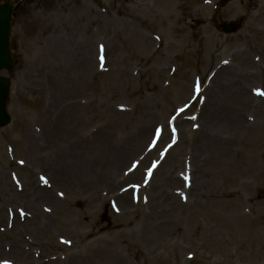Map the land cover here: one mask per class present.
<instances>
[{
    "label": "rangeland",
    "instance_id": "374dc122",
    "mask_svg": "<svg viewBox=\"0 0 264 264\" xmlns=\"http://www.w3.org/2000/svg\"><path fill=\"white\" fill-rule=\"evenodd\" d=\"M221 1L206 3L207 12L200 0H23L17 6L11 123L0 129V264H18L8 254L16 247L32 264H68L76 254L85 260L106 251L122 264H202L199 256L211 264L251 263V250L259 251L264 238V158L252 172L257 178L240 175L233 187L229 169L201 166L208 155L199 159L204 152L196 150L202 131L212 130L205 115L216 102L244 109L250 120L238 143H264L249 108L264 100V2L229 0L222 7ZM184 11L190 17L177 22ZM224 22H239L240 30L224 35L218 28ZM209 53L217 63L207 64ZM230 63L262 74L241 75L221 88L222 79L213 76ZM221 92L251 94L255 102H220ZM258 108L264 115V104ZM133 145L140 146L136 154ZM67 146L101 166L109 159V167L92 170L90 181L105 171L116 186L95 180L82 188L64 180L51 188L49 174L57 170L47 166ZM29 182L48 191V199L23 190ZM189 197L202 210L178 207ZM169 209L176 211L175 225L142 245L140 220L150 211L169 219ZM116 223L127 225L110 227ZM120 233L127 240L120 242Z\"/></svg>",
    "mask_w": 264,
    "mask_h": 264
},
{
    "label": "bare ground",
    "instance_id": "6f19581e",
    "mask_svg": "<svg viewBox=\"0 0 264 264\" xmlns=\"http://www.w3.org/2000/svg\"><path fill=\"white\" fill-rule=\"evenodd\" d=\"M177 1H182V0H177ZM188 1V0H186ZM201 3L206 6V3L210 2L211 0H200ZM264 2V0H263ZM250 6L252 5V2H249ZM188 9V7H185ZM205 12L208 11V6L204 7L203 9ZM263 14V13H262ZM191 13H188V11L183 12V17L179 18L177 22L184 21L185 19H188L190 17ZM182 25V24H181ZM182 28V27H180ZM206 32L209 33V30L206 29ZM212 39V35H208V38L204 40L202 49L208 48V42ZM202 40L199 37V41ZM218 46V45H215ZM199 48H201L199 46ZM236 53L234 52V56L236 57ZM215 54H217L215 52ZM214 53H209V60L207 61V64H210L212 61H214V64L218 62L219 58L215 56ZM243 60L244 58L247 60L245 54L243 55ZM213 58V59H212ZM235 61V60H234ZM234 64V63H233ZM233 64H229L225 68L217 69V71L214 74V78H221L223 81V84L221 85L223 87L231 84H235L239 80V76L242 78V76H250L252 78H257L260 77L262 72L259 70H253V72H246L244 71L241 67L244 65H238L236 64V68H233ZM232 72V73H230ZM245 73V74H243ZM234 74H238V76H235ZM242 75V76H241ZM220 87V86H219ZM229 88V87H228ZM223 95V96H222ZM213 99L214 95H212ZM228 97L229 100L233 102H237L238 104H241V101L243 99L248 100L249 104L254 103L255 101L253 100V96L251 94L247 93H224L221 92L219 95H217L216 100L217 101H222L223 98ZM250 98V99H249ZM220 101V102H221ZM219 102V103H220ZM256 105L250 106L249 104H246L250 110L254 113V116L256 119L260 121V123H256V125H260L261 128L264 129V115L262 111L258 108L259 105L264 104V100H256ZM217 107L214 108L212 112H210L207 116L205 115V121L207 122L208 125H211V131L209 132L208 129H205V131H202V137H199L200 143L199 149L196 150L198 158L199 159H204L205 155H208L207 159L208 160L206 163H201V166H205L206 164L212 163V165L216 164L218 168L224 169L228 168L229 169V174L232 173V175L229 178V183L233 184L237 179H239L241 176L240 175H251L253 178H257L259 175L258 174H253L252 172L255 171L256 166L258 165V159L264 158V143L262 144H257V141H254L253 139L251 141H248L247 139H243L238 143V139L240 137V133L249 131L250 128V120L248 117L243 114L244 109H240L234 112L232 108H227L222 106V104H218L216 102ZM242 116H239L241 115ZM257 120V121H258ZM213 123V124H212ZM223 129L227 130L228 134H223V133H215L217 130ZM221 136H224V138ZM263 139V138H262ZM237 148L235 149V158L231 159L232 156V151L233 148L236 146ZM181 145H179L180 147ZM68 148V153H64L60 158L55 157L50 161V164L47 166L49 169L57 170V173L54 172L53 174H49L50 177H52V184L51 188L57 184L58 181H62L64 183V180L67 181V184L70 185H77L81 186L82 188L86 187L89 188V185H92V181L95 180H100L102 183L101 185H110L111 187L116 186V177L115 176H110L106 174L104 171L103 174L99 175L97 179L90 181V177L92 174V170L96 169L98 167L99 169H103L106 166L109 167V159H107L106 164H102L103 166L99 165L92 159H87V158H82L80 159L79 156H74L75 155V148L71 146H67ZM66 148V149H67ZM140 148L138 145H133L132 150H130V153H135L137 150ZM198 148V147H197ZM178 148L176 147L173 151H176ZM66 151V150H65ZM116 152L112 151L108 153V156L114 155ZM172 153V152H171ZM136 154V153H135ZM197 158V156L195 157ZM108 164V165H107ZM106 165V166H105ZM137 179V174H134L130 180H136ZM238 184L235 183L233 184V187L237 186ZM23 190H26L28 193V190H31V196L37 195V199H48L49 192L46 191L45 189H40L38 186L36 187L34 184L30 186V182L27 183L26 185L23 186ZM50 191V190H49ZM45 192V193H44ZM195 192L198 193V191L195 189ZM25 194V192H24ZM23 193L19 195L18 197L24 198ZM232 194H236V190H232ZM195 198V197H194ZM198 200H200V195L198 193ZM191 197H189V201L187 204L184 206L182 204H179L178 207H181L182 210L185 209V207H189L190 209L193 210V212L200 211L202 210V205L201 204H192L190 205V200ZM149 204H146L148 207ZM145 206V207H146ZM126 208V205L123 206ZM171 211V214L169 215V219H164L162 217H159L156 213H152L151 211L148 212V215H144V217L140 220V242L142 245H149V243L154 240H159L162 238L163 234L165 231L170 227L174 226L176 222L175 213L176 211L174 209H169ZM168 211V212H169ZM13 216V213H12ZM2 215L0 214V221L3 222ZM240 218V216H239ZM0 222V224H1ZM130 222H127L129 224ZM126 224V225H127ZM125 225V226H126ZM123 226L120 223L112 224L110 227L111 228H116ZM123 226V227H125ZM122 227V228H123ZM42 231H46L45 225L39 228ZM261 235H264V229L261 230ZM128 236L131 237L130 244L134 245V239L132 236H135V234L132 235V232L128 233ZM118 238L120 242L125 241V237L122 236V233L118 234ZM127 240V239H126ZM151 242V243H152ZM259 251L256 250H251L250 257L252 259L251 263L249 264H264V238H262L261 244H259L258 249ZM0 254H4L5 252L1 249L0 247ZM16 263L18 264H32L29 263L31 261L30 255L27 253H24V251H20L18 247L13 249L11 253H8ZM87 259L81 260V257H77V254L75 257H71L69 259L68 264H122L121 260L119 257L113 255V254H108V252H97L96 255L94 254H87ZM199 260L202 261V264H211L208 259L205 256H199ZM71 261V262H70ZM75 262V263H74ZM215 264V263H213ZM238 264H246V263H239Z\"/></svg>",
    "mask_w": 264,
    "mask_h": 264
},
{
    "label": "water",
    "instance_id": "95a60500",
    "mask_svg": "<svg viewBox=\"0 0 264 264\" xmlns=\"http://www.w3.org/2000/svg\"><path fill=\"white\" fill-rule=\"evenodd\" d=\"M18 0H13V2H5L0 6V71L2 69H7L11 71L12 63L9 59L7 52V41L10 25V15L13 5ZM237 25H224L223 29L226 33H233L237 30ZM8 81L6 79L0 78V126L7 118H4L3 114V103L7 96Z\"/></svg>",
    "mask_w": 264,
    "mask_h": 264
},
{
    "label": "snow or ice",
    "instance_id": "6c2138e0",
    "mask_svg": "<svg viewBox=\"0 0 264 264\" xmlns=\"http://www.w3.org/2000/svg\"><path fill=\"white\" fill-rule=\"evenodd\" d=\"M261 94H264V93H261Z\"/></svg>",
    "mask_w": 264,
    "mask_h": 264
}]
</instances>
